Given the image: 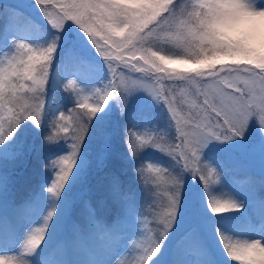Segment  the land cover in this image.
<instances>
[{"label": "rangeland", "instance_id": "374dc122", "mask_svg": "<svg viewBox=\"0 0 264 264\" xmlns=\"http://www.w3.org/2000/svg\"><path fill=\"white\" fill-rule=\"evenodd\" d=\"M31 3L33 12L45 16L37 0ZM20 10L19 6L15 9L9 31L0 39V59L14 53L16 42L34 47L55 42L58 48L45 86V107L56 69L62 71L64 90L62 95L58 94L61 96L56 117L45 134L39 133L41 125L24 121L11 138L0 144V255L19 256L28 264L134 261L141 255L134 242L141 241L147 246L149 238L162 231V217L171 191L170 176L174 175L183 181L178 216L151 264H239L229 258L222 236L264 242V125L253 117L241 135L207 143L201 150V159L216 170L219 179L217 182L210 175V189L206 191L201 178L187 171L182 159L167 152L169 144L179 141L174 140L175 122L163 92L179 97L181 89L191 91L195 86H188L182 80H169L166 73L139 71L142 66L147 68L142 61H129L136 69L121 63L117 69L118 76L123 74L121 87L137 89L127 96L123 107L114 97L95 115L82 144L74 178L61 197L50 194L47 189L55 169L49 165L71 151L72 130L80 114L90 110L78 106L75 92L68 90L66 84L75 80L88 96L98 88L103 89L111 73L90 38L82 36L85 33L73 22L67 25H72L81 38L61 46L67 25L60 31L48 23L49 26H43V33L42 28L25 21L23 14L15 17ZM164 47L166 50L161 54L167 55L170 46ZM155 73L159 80L154 78ZM169 86L174 87V93L167 91ZM145 88L159 89L161 100ZM85 102L94 106V99ZM61 112L70 119L60 120ZM65 123L69 131L60 132L64 139L49 142L46 137L55 131L53 125ZM129 132L159 135L163 150L146 147L134 157L129 148ZM245 146L250 154L242 152ZM105 165L106 169H101ZM138 168L142 169L140 173ZM119 171L123 177L118 175ZM97 176L94 186L88 187V180ZM124 185L127 195L123 194ZM209 191L217 199L234 201L239 207L213 212ZM102 216L108 218L110 226ZM46 222L45 239L32 252H26L29 235L36 234Z\"/></svg>", "mask_w": 264, "mask_h": 264}, {"label": "snow or ice", "instance_id": "6c2138e0", "mask_svg": "<svg viewBox=\"0 0 264 264\" xmlns=\"http://www.w3.org/2000/svg\"><path fill=\"white\" fill-rule=\"evenodd\" d=\"M49 23L62 31L67 22H73L87 34L91 42L105 59L111 73V79L103 89H96L88 96L75 80L66 84L68 90L75 92L78 106L90 109L80 114L70 141L71 151L51 162L49 167L55 169V175L47 191L56 198L61 197L66 187L74 178L86 139L90 122L96 114L114 97L123 104L134 87H121L122 73L117 69L124 67L136 69L130 60L143 62L145 67L139 71L166 73L169 80L186 81L188 86H195L191 91L181 89L179 97L174 94L164 95V100L175 122V141L168 145L169 156L182 159L184 168L199 176L209 190L208 177L218 174L214 168L204 164L201 150L212 139H230L243 133L250 118H257L264 125V71L251 68H225L204 76L188 79L181 73L206 66L193 64L188 57L192 54L195 36L187 31L184 18L191 10L190 0H172L164 9L150 7L154 0H37ZM145 6L143 15L133 13L132 8ZM264 6V5H261ZM166 13V15H165ZM131 27V31H129ZM158 41L161 47L151 46L148 41ZM170 45L183 49V54L165 52L163 46ZM15 51L0 59V144L11 138L24 121H32L37 127L42 123L41 115L45 112L43 99L45 86L50 77V67L55 57L58 44L46 47H34L24 42H16ZM155 48L156 50H153ZM139 54V55H138ZM163 65V66H162ZM160 79V78H158ZM21 81L25 82L22 83ZM31 82L30 84L26 82ZM155 98L161 100L159 89L145 88ZM167 91L174 93L169 86ZM30 94V95H29ZM94 106L86 103L93 100ZM179 105V108L177 107ZM187 105V107H184ZM63 112L60 120H66ZM55 131L46 137L49 142L64 139L60 132L69 131L67 123L53 125ZM144 137H147L145 139ZM160 137L155 133L129 132V148L135 157L146 147L162 149ZM191 162L190 164L188 162ZM152 165L150 164L149 167ZM138 168V173L141 172ZM166 170V169H165ZM171 191L168 195L165 212L162 217V231L150 237L147 246L141 241L135 245L141 249V255L134 261L120 260L118 264H151L158 254L161 241L178 216L182 195V179L170 176ZM209 204L213 212L221 213L237 209L239 205L230 200H219L208 192ZM54 215L50 214L48 219ZM48 224L30 234L25 246L26 252H32L45 239ZM222 241L229 248L236 250L240 264H253L256 245L222 236ZM260 244L264 242L260 241ZM0 264H28L19 256L0 255Z\"/></svg>", "mask_w": 264, "mask_h": 264}, {"label": "clouds", "instance_id": "9594fccd", "mask_svg": "<svg viewBox=\"0 0 264 264\" xmlns=\"http://www.w3.org/2000/svg\"><path fill=\"white\" fill-rule=\"evenodd\" d=\"M171 2L172 0H154L150 7L164 9ZM190 2L192 8L187 12L184 23L187 31L196 39L188 59L196 65L203 61L206 66L197 67L181 75L194 79L225 68L264 71V6H261L264 5V0H190ZM144 7L142 5L132 8L131 11L142 16ZM147 43L161 47L158 41L152 40ZM167 51L182 55L184 50L170 46ZM247 242L256 245L253 249L255 253L253 264H264V244H260L259 240ZM225 249L229 258L240 264V260L236 258V250L227 245Z\"/></svg>", "mask_w": 264, "mask_h": 264}, {"label": "trees", "instance_id": "16d2710c", "mask_svg": "<svg viewBox=\"0 0 264 264\" xmlns=\"http://www.w3.org/2000/svg\"><path fill=\"white\" fill-rule=\"evenodd\" d=\"M35 0H17L16 3H12L11 1L7 0H0V39L3 38L4 35L7 34L10 28V22L12 19V16H14V11L17 9V7H20V11L18 12V15H15V17L23 14L25 16V21H28L30 24H35L37 28H42V32L45 33L44 31V25L49 26V21L45 16L41 17L37 15V13L32 11V6L33 2ZM67 25V23H66ZM76 31L73 29L72 25H67V30L64 32L62 36V42L61 46L64 45H70L73 44L75 41H78L81 36H79ZM82 36L87 37V34H83ZM91 48L93 47L92 43L90 44ZM62 71L60 69H56L51 76V81L49 84V87L51 88L50 90V95L47 97V104L45 107V112L42 114L41 120V126L39 129L40 134H45L47 129L53 124L54 118L56 117V107L58 105V101L60 99V96L63 94L64 90V77L62 76ZM154 78H160L156 73L153 75ZM61 94V95H58ZM163 95H167L166 93L163 92ZM248 148L245 146L244 147V153L250 154V152L247 150ZM101 169H106V165L101 168ZM102 170L99 171V175H101ZM118 175L120 177H123L122 173L119 171ZM99 176L95 178H91L87 182L88 187H93L95 180H97ZM134 191V190H133ZM132 191V192H133ZM20 194V193H19ZM123 194L127 195V190L126 186H123ZM131 194V193H130ZM21 196V195H18ZM14 197L17 198V194H14ZM103 219V216H102ZM103 220L106 221V223H109L108 218H104ZM109 225V224H108ZM110 226V225H109Z\"/></svg>", "mask_w": 264, "mask_h": 264}]
</instances>
